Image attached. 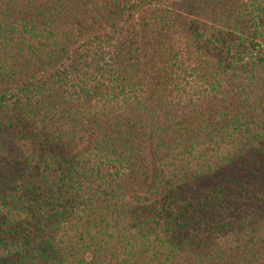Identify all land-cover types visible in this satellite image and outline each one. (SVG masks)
<instances>
[{"label":"trees","instance_id":"1","mask_svg":"<svg viewBox=\"0 0 264 264\" xmlns=\"http://www.w3.org/2000/svg\"><path fill=\"white\" fill-rule=\"evenodd\" d=\"M199 1L0 0V264L264 262V44Z\"/></svg>","mask_w":264,"mask_h":264},{"label":"rangeland","instance_id":"2","mask_svg":"<svg viewBox=\"0 0 264 264\" xmlns=\"http://www.w3.org/2000/svg\"><path fill=\"white\" fill-rule=\"evenodd\" d=\"M172 1L180 2L181 0ZM226 2L228 5H231L233 0H226ZM198 4L204 5V2L200 0ZM241 9L246 15H249L247 22L248 26L251 27L244 35L247 33L251 34L253 29L257 27L259 30L256 32L257 38H255V41L264 44V0H243ZM201 18H203L204 21L209 20L205 17ZM244 38L246 37L244 36ZM7 140H13V143H18V136L0 137V143H4ZM11 149L12 147L9 146H6V149L4 150L0 149V201L2 202L3 199L6 204L13 208V212H18V200L14 202L16 207L13 204L11 205L10 202L14 198L13 191L14 189H17L16 187L18 186V169L21 165L18 166V161L14 157V151L11 152ZM31 170L33 169H28V171ZM16 197L18 198V193ZM7 218L5 209H3V206H0V222L5 221ZM262 264H264V262Z\"/></svg>","mask_w":264,"mask_h":264}]
</instances>
